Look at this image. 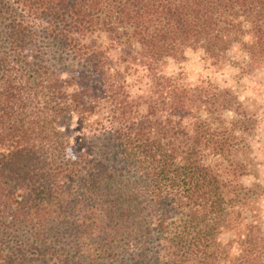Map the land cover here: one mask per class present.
Masks as SVG:
<instances>
[{"label": "trees", "instance_id": "1", "mask_svg": "<svg viewBox=\"0 0 264 264\" xmlns=\"http://www.w3.org/2000/svg\"><path fill=\"white\" fill-rule=\"evenodd\" d=\"M188 49L253 72L264 0H0V264H264V114Z\"/></svg>", "mask_w": 264, "mask_h": 264}, {"label": "rangeland", "instance_id": "2", "mask_svg": "<svg viewBox=\"0 0 264 264\" xmlns=\"http://www.w3.org/2000/svg\"><path fill=\"white\" fill-rule=\"evenodd\" d=\"M112 54L114 57H118L119 50H113ZM229 54L236 63L229 64L222 70H217L210 65L208 60L204 59L202 50L188 49L185 52L184 60L181 62L170 60L165 70L169 74L181 73L187 82L194 85L199 84L201 81L209 80L219 86L230 87L238 93L240 100L246 104H252L259 115L264 114V62L253 72L247 73L240 69L243 58L241 52L233 49ZM129 80L133 82L134 79L131 77ZM137 86L135 85L132 89L133 94L140 92L139 86ZM225 117L229 121L233 114L226 112ZM250 141L253 147L251 157L256 160V172L258 175L256 178L253 175H249L242 178V180L247 185L259 182L264 189V136L258 132ZM262 221L264 230V217ZM229 236L226 234L223 238L227 240Z\"/></svg>", "mask_w": 264, "mask_h": 264}]
</instances>
